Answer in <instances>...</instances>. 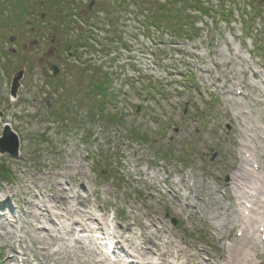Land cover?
Wrapping results in <instances>:
<instances>
[{
	"label": "rangeland",
	"instance_id": "obj_1",
	"mask_svg": "<svg viewBox=\"0 0 264 264\" xmlns=\"http://www.w3.org/2000/svg\"><path fill=\"white\" fill-rule=\"evenodd\" d=\"M7 1L0 136L18 149L0 153V264H189L141 255L142 213L214 264H264V0L228 21L202 0L216 10L190 39L134 15L164 0Z\"/></svg>",
	"mask_w": 264,
	"mask_h": 264
},
{
	"label": "trees",
	"instance_id": "obj_2",
	"mask_svg": "<svg viewBox=\"0 0 264 264\" xmlns=\"http://www.w3.org/2000/svg\"><path fill=\"white\" fill-rule=\"evenodd\" d=\"M123 1L124 0H119L118 4L122 3ZM219 1H220V5H215V7L219 9L218 19L220 18V20H222V21H228L229 17L232 15L231 14L232 8H230V6H235V7L239 8L240 6L243 7L245 5V3H248V4H250V7H252V10L254 12L255 8L253 7V5H254L253 3H256L257 1H260V0H218V3H219ZM180 2H182L181 6L183 7L184 10H185V7H186V10H187V8L189 9L188 10L189 12H187L188 16H182V14L184 12L183 9L173 8V5H172L173 2L171 0H164L162 3L152 2V4H150V5L153 8H151V10H148V11H146V9L143 7L142 1H140L141 4L138 3V7H137L138 10L136 9L134 11V15H135V13H137L136 15L142 16L143 20L146 19L144 21L148 22L150 25L155 26L157 29L161 28L164 30H168L177 36H181L184 33V31H183V25H184L188 28V32L185 35L187 38L190 39V38L196 36L198 31H199L198 29L195 28L194 22L191 20L192 19L191 17H193V15H194V17H197L198 14L201 16L209 15L210 14L209 12H212V11L214 12L216 9H214V8L212 9L211 8L212 6L204 5L202 0H180L179 3ZM14 3H16V2H14ZM7 7H10L8 5V1L7 0H0V18H5V17L7 18V12H6L7 10L6 9L9 10V8H7ZM136 11H139V13ZM145 11L147 13L144 15ZM178 12H180V13L177 14ZM240 12L245 13L243 11V8H241ZM174 16L179 18V20H181V18H182L183 23L180 22V23H177V26H172L170 24V20ZM108 18H109V20L114 19L111 16ZM184 19H186L185 22H184ZM263 25H264V22H263ZM258 43L259 44L262 43V40L258 39L256 41V45H258ZM260 45H262V44H260ZM260 45H258V48L261 47ZM262 55H264V48H263V54ZM102 86L103 85L100 82V83L94 84L91 88L94 91L98 90L101 92L103 90ZM0 174H1V172H0ZM7 176H9V175L6 172L5 174H2L1 178L6 179Z\"/></svg>",
	"mask_w": 264,
	"mask_h": 264
},
{
	"label": "bare ground",
	"instance_id": "obj_3",
	"mask_svg": "<svg viewBox=\"0 0 264 264\" xmlns=\"http://www.w3.org/2000/svg\"><path fill=\"white\" fill-rule=\"evenodd\" d=\"M58 192L59 194L55 196V198H63L64 200V194H65V188L61 185L60 182H58ZM169 187V186H168ZM169 193L173 195V200H177V196L176 193L173 194L171 193V190H169ZM147 195H151L149 192L147 193ZM249 198V196L247 195V197H245L244 199L246 201ZM79 204L83 205V199L80 198L79 199ZM136 216L138 217L139 214H136ZM138 220H143L142 222V227L143 230L140 233V239H141V255L142 256H146V255H154L155 257H157V259L159 260V262H163L164 261V257L166 258V256H171L172 253V249H175L176 251H178L179 248H181V254H183L184 258H188L189 257V264H214L215 262V257L214 255L210 254L208 251H206L203 247H201V249H196L195 246L191 245L188 246L185 242L180 241L179 239H176L174 232H172L170 229H168V227H166V225L163 227L160 225H157V220L155 217L149 215V214H141V218H137ZM152 228L153 230H155V233H158V235H156L154 232H152ZM164 238L166 240V242L168 243V248L163 247L162 243H164L163 239ZM161 240L162 243H160L159 241ZM243 243V244H241ZM238 243V248H240L242 245L245 247H248L247 245H249V242L244 240V242ZM244 243L246 245H244ZM171 246V247H169ZM179 254L175 253L174 258H177ZM220 257L223 259V255H220Z\"/></svg>",
	"mask_w": 264,
	"mask_h": 264
},
{
	"label": "water",
	"instance_id": "obj_4",
	"mask_svg": "<svg viewBox=\"0 0 264 264\" xmlns=\"http://www.w3.org/2000/svg\"><path fill=\"white\" fill-rule=\"evenodd\" d=\"M94 0H90L89 6L93 4ZM52 77L58 73V69L55 65H51ZM23 70L16 72L10 82L9 95L14 98L16 96L17 89L19 87V80L21 79ZM42 74L45 75L46 72L42 69ZM18 149V139L16 134L10 129L8 125H3V129L0 136V153H6L9 156H16Z\"/></svg>",
	"mask_w": 264,
	"mask_h": 264
},
{
	"label": "flooded vegetation",
	"instance_id": "obj_5",
	"mask_svg": "<svg viewBox=\"0 0 264 264\" xmlns=\"http://www.w3.org/2000/svg\"><path fill=\"white\" fill-rule=\"evenodd\" d=\"M53 42H51V44H52ZM37 45H39L38 43H35L34 45H33V47H36ZM58 46V45H57ZM59 47V46H58ZM71 48H72V46H70V45H67L66 46V56H68V57H74L75 55H76V53H74V52H72V50H71ZM60 57V56H59ZM45 72H46V74L45 75H43L42 74V70H41V74H42V76L45 78V79H51V80H54L53 79V77L51 76V74H52V71L49 69V67L47 66L45 69Z\"/></svg>",
	"mask_w": 264,
	"mask_h": 264
}]
</instances>
